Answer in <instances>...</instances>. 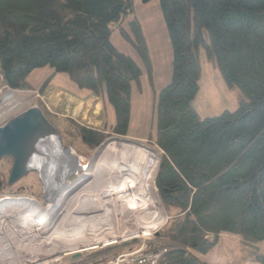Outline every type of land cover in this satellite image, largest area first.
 <instances>
[{
    "label": "trees",
    "instance_id": "1",
    "mask_svg": "<svg viewBox=\"0 0 264 264\" xmlns=\"http://www.w3.org/2000/svg\"><path fill=\"white\" fill-rule=\"evenodd\" d=\"M158 1L172 47V79L156 95L155 133L147 138L158 149V197L168 217L153 238L171 246L158 264H209L198 254L223 235L238 238L245 257L264 264V0ZM134 2L0 0V89L31 88L30 73L50 67L39 91L55 74H67L113 107L110 133L127 136L132 86L143 70L111 36L115 26L151 73ZM201 52L237 91L235 110L206 118L196 113ZM71 123L88 149L106 138L102 130ZM5 185L0 179V192Z\"/></svg>",
    "mask_w": 264,
    "mask_h": 264
},
{
    "label": "rangeland",
    "instance_id": "2",
    "mask_svg": "<svg viewBox=\"0 0 264 264\" xmlns=\"http://www.w3.org/2000/svg\"><path fill=\"white\" fill-rule=\"evenodd\" d=\"M134 6L135 16L140 21L144 35L148 42L150 58H152L151 73L146 71V68L144 67L139 55L136 53L130 43L120 35L119 29L115 26H112L113 33L111 36L112 42L116 48L130 55L143 70V75L140 82L134 83L132 86L130 124L127 136H120L110 133L111 125L115 123V112L113 107L109 104H105L104 101H101V99L95 97L89 91L80 90L70 80L67 74H55L49 82L47 88L43 92L39 91L42 83L45 82L46 79L52 74V69L50 67L35 69L30 73L27 80L31 88L18 89V91H12L13 93L7 92V88L0 89V125L34 104H37L41 109L43 108V105L51 112V117H46L59 135V147L63 149L65 146H70L74 150L72 156L69 152L62 151L60 154L61 156H57L54 153L52 159L49 157L42 159L43 162L40 164V168L31 169L14 184L10 186H8V184L5 185L3 190L0 192V203L6 200L11 202L13 201V203L18 204L16 199L28 201L25 204L24 202H21L19 205L15 206L18 208L23 207L18 215H15V212H11V218L4 221L0 218V220L3 221L2 223L6 225L4 226V229L7 228V226H9L11 229H9V231L8 229L3 231L4 229L1 230L0 228V264H2L4 261L10 260L13 261V263L19 262V264H21L20 259L23 260V256L20 257L21 254L24 255V257H27L30 255V253L35 255L33 252L29 250L26 251L17 244V242L20 240L18 239L19 236L16 232L19 233L22 230V226L25 224L26 218L28 219L29 215L32 214L34 217L38 216V218L41 219V216L46 212L45 209L47 208L48 204L49 206L51 204L54 206H52L53 211L56 210L58 213L61 212V214H63L64 211H71L67 209L66 206L69 208L78 206L77 202L73 200L72 197L77 193L79 194L81 190L86 187V185L88 186L93 181L94 177L92 172L87 170V163L84 164L87 166L84 167L85 169H79L78 166L80 165V162L76 155L80 156L85 162H88L93 159L94 155L104 145L115 139H119L134 142L149 148L155 152L159 165L158 149L154 143L149 142L147 138L151 131L153 132V135L155 133L156 95L158 94L159 90L167 85L172 79V47L159 1L152 0L148 3H144L140 0H135ZM201 65L202 74L199 81V91L192 102V105L199 117H213L226 110H235L238 107L237 91L235 89H230L227 86L218 69H216L211 64V62L205 58L203 52H201ZM69 98H71L70 101ZM96 105H98L99 108L96 107ZM97 108L98 110L100 109V111L99 113H96V115L101 116H96L93 114V110H97ZM86 109H88L87 115L83 117V113L86 111ZM101 119H103V121L100 124L99 122ZM71 122H76V124L86 128L102 130L106 134V138L96 148V150L88 149L82 143V140H80L79 136L74 137L73 134L77 133ZM56 141L57 138H55V142ZM38 142H40V140ZM37 146L41 148L40 150L44 151L43 149L45 148V144L42 143L41 145L39 144ZM63 156H65L66 159L63 158ZM11 167L12 158L4 157L0 159V179L6 180V183H8ZM157 171L158 167L156 170V179ZM39 173H42L43 177L46 179V188L44 187L41 180L43 177H40ZM155 193L165 215L164 221L148 232L139 233L140 236H144L141 238H137V234L129 235L130 233H127V236L123 237L126 242H128L127 244L121 243L119 245L110 247V249L107 248L103 251H100L103 253V255L133 250L136 249V247L139 249L141 244L142 246L140 248L145 249L146 247L147 250L146 245L149 242L154 246L170 249L171 246L168 245L169 242L167 244L165 241L155 240L152 235L160 227H162L168 219L167 213L159 200V192L157 189ZM79 198L80 201H82L86 198V196H81ZM33 205H35L37 208H34ZM171 212L172 210L168 211V213ZM2 213H0V215ZM82 213H84L83 216L88 215V212H86L85 209L82 211ZM119 216L121 217V215ZM54 217L55 216H53V218ZM116 217L117 216L114 218ZM58 219L59 217L56 218V221ZM97 219H100V217L98 216ZM50 220L52 219L49 218L48 221ZM120 225L122 224H117L115 228L120 227ZM127 226H129L128 223L124 226V228H127L123 229L124 231H128L129 228ZM0 227L3 226L0 225ZM50 227L51 228L44 231L48 236L46 243H52L51 245L54 244L55 247H60V251L62 250V246L68 247L70 245L68 242L61 241L63 240L62 238H56L58 236L56 231V222L52 221ZM76 230L77 226H75L72 232ZM93 230L94 229L92 228V231ZM121 233L119 234V237L123 234ZM25 234H27L29 238L31 237L33 239L30 231H26ZM40 235L41 237L45 236V234ZM75 235L76 234H70L67 238H74ZM20 236L23 235L20 234ZM107 236H110V238H115V236L117 237L118 235ZM131 236H135L136 238L132 241H130L131 239L127 240ZM51 239H53V241ZM237 239L238 238L236 237L223 235L221 243L217 247H214L204 255L198 254V257L209 264H262L246 258V253L241 249ZM28 242H30V240H27L26 242L24 241L23 244ZM161 244L164 245L161 247ZM259 246L261 251L264 253V243ZM90 256H92V254L89 255V257ZM53 257H46V255H44L41 257V259ZM77 259L78 258L74 257L67 258L64 260V263L71 264L73 261L76 262Z\"/></svg>",
    "mask_w": 264,
    "mask_h": 264
},
{
    "label": "bare ground",
    "instance_id": "3",
    "mask_svg": "<svg viewBox=\"0 0 264 264\" xmlns=\"http://www.w3.org/2000/svg\"><path fill=\"white\" fill-rule=\"evenodd\" d=\"M55 138L51 136L47 140L39 139L41 144H45V148L43 149L44 151L41 150V154L37 151L34 152L37 154H33L30 159V169L40 168V164L43 162L42 159L47 157L52 159L54 153L59 156L62 151H67L72 156L73 153L69 150L59 147V140L55 142ZM63 158L66 159L65 156ZM79 162L81 164L82 162L87 163L84 160H79ZM157 165L158 158L155 152L145 146L119 139H115L104 145L94 155L88 165L87 170L92 172L94 177L93 181L88 186L86 185L79 194L77 193L72 197L78 206L73 208L66 206L71 211L65 212L63 210L64 213L61 214V212L58 213L56 210L53 211L52 208L54 206L52 204L49 206L48 204L45 209L46 212L41 216V219L38 216L34 217L32 214L29 215L28 219L26 218L25 224L22 226V230L19 233L16 232L20 240L17 242L19 247L35 254L32 255L30 253L32 256L28 255L27 257L21 254L20 257L23 256V260L20 259L21 264H26L27 261L36 263L44 255L46 257H53L58 256V253L60 254L63 251L75 250L78 248L79 242L84 243L88 247L93 242L101 243L110 240V236L107 235H118L117 237L120 238L130 233L129 235L137 234L136 236H140L139 233L148 232L158 226L164 221L165 215L155 193L157 189L155 184ZM81 196H86V198L80 201L79 197ZM16 200L18 204L6 200L0 203V213L5 212L0 215L3 221L11 218V212H15V215H18L23 208L15 206L21 202H24V204L28 202L20 199ZM33 206L37 208L35 205ZM84 209L88 212L87 216H83L84 213L82 211ZM53 216H57L56 218L59 217L56 221V231L58 233L56 238H62L63 240L61 241L70 244L68 247L61 245V251L60 247H55L54 244L51 245L52 243H46L48 236L44 231L51 228L50 224H52V220H48L49 218L53 219ZM98 216L100 219H97ZM115 216L117 217L114 218ZM2 220H0L1 223L3 222ZM1 223L0 225L3 227L0 228L2 230L6 225ZM127 223L129 229L128 231H124L123 229H127L126 227L124 228ZM117 224L122 225L115 228ZM75 226H77V230L72 232ZM92 228L94 229L93 231ZM6 229L9 231L10 227L7 226L3 231ZM26 231H30L33 239L25 234ZM120 233L122 235L119 237ZM20 234L23 236H20ZM40 234H45V236L41 237ZM70 234L76 235L74 238H67ZM27 240H30V242L23 244ZM51 240L53 241V239ZM52 250L55 252L53 253ZM2 264H19V262L13 263L10 260L4 261Z\"/></svg>",
    "mask_w": 264,
    "mask_h": 264
},
{
    "label": "water",
    "instance_id": "4",
    "mask_svg": "<svg viewBox=\"0 0 264 264\" xmlns=\"http://www.w3.org/2000/svg\"><path fill=\"white\" fill-rule=\"evenodd\" d=\"M51 136L59 140L56 129L37 104L32 105L0 125V159L4 157L12 158L8 186L14 184L31 170L29 162L33 154H37L34 152L37 151L41 154V148L37 146L41 145V142H38L39 139L47 140ZM64 148L74 153V150L70 146H65ZM76 157L82 161L80 156L76 155ZM89 162L91 160L86 165H89ZM84 164L83 162L82 164L80 163L78 166L80 170L87 167ZM39 176L43 177L42 173H39ZM41 180L45 187V177ZM155 184L158 192H161L162 187L159 185L157 179L155 180Z\"/></svg>",
    "mask_w": 264,
    "mask_h": 264
},
{
    "label": "built area",
    "instance_id": "5",
    "mask_svg": "<svg viewBox=\"0 0 264 264\" xmlns=\"http://www.w3.org/2000/svg\"><path fill=\"white\" fill-rule=\"evenodd\" d=\"M56 217L57 216L52 219L53 222H56ZM135 238V236H131L127 240L131 239L130 241H132ZM137 238H140V236H137ZM109 239L110 240L101 243L93 242L88 247H86L84 243H80L75 250L63 251L53 258H42L36 263L28 261L26 264H69L64 263V260L71 257L78 258L76 262L73 261L71 264H158L162 255L168 250L163 247L157 250L146 251L145 249L140 248L142 246L141 244L139 249L136 248L134 250L122 251L116 254L103 255L100 251L107 248L110 249V247L121 243H128L123 237H109ZM91 254L92 256L89 257Z\"/></svg>",
    "mask_w": 264,
    "mask_h": 264
},
{
    "label": "crops",
    "instance_id": "6",
    "mask_svg": "<svg viewBox=\"0 0 264 264\" xmlns=\"http://www.w3.org/2000/svg\"><path fill=\"white\" fill-rule=\"evenodd\" d=\"M149 51H150V50H149ZM151 60H152V58H151ZM152 66H153V64H152ZM162 88H163V87H162ZM70 99H71V98H69V101H70ZM96 107H98V105H96ZM98 108H99V107H98ZM98 108H97V110H93V114H94V115H96V113H99L100 109L98 110ZM88 109H89V108H88ZM88 109H86V111L83 113V117H85V116L87 115V111H88ZM96 111H97V112H96ZM96 116H101V115H96ZM102 121H103V119H101L99 123L101 124ZM99 123H98V124H99ZM98 124H97V125H98ZM97 125H96V126H97ZM220 243H221V242H220ZM217 246H218V245H217ZM217 246H216V247H217ZM219 251H220V250H219ZM207 263H208V262H207Z\"/></svg>",
    "mask_w": 264,
    "mask_h": 264
}]
</instances>
